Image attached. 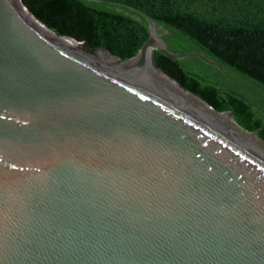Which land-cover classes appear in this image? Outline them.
Segmentation results:
<instances>
[{
  "label": "water",
  "instance_id": "95a60500",
  "mask_svg": "<svg viewBox=\"0 0 264 264\" xmlns=\"http://www.w3.org/2000/svg\"><path fill=\"white\" fill-rule=\"evenodd\" d=\"M77 1L149 38L124 61L98 49L110 63L0 0V264H264V152L244 135L264 142L155 80L152 58L263 117L264 89L170 24Z\"/></svg>",
  "mask_w": 264,
  "mask_h": 264
},
{
  "label": "trees",
  "instance_id": "16d2710c",
  "mask_svg": "<svg viewBox=\"0 0 264 264\" xmlns=\"http://www.w3.org/2000/svg\"><path fill=\"white\" fill-rule=\"evenodd\" d=\"M92 1L124 7L170 24L229 70L264 89V0ZM21 3L53 33L75 39L90 53L108 50L119 61L134 57L149 38V31L138 19L94 12L77 0H21ZM106 54L101 57L114 59ZM152 59L155 68L183 89L200 97L215 112H231L240 128L257 132L264 142V117L249 105L188 73L174 59L161 53H155ZM163 76L159 78L175 84ZM167 86L175 90L173 85Z\"/></svg>",
  "mask_w": 264,
  "mask_h": 264
},
{
  "label": "bare ground",
  "instance_id": "6f19581e",
  "mask_svg": "<svg viewBox=\"0 0 264 264\" xmlns=\"http://www.w3.org/2000/svg\"><path fill=\"white\" fill-rule=\"evenodd\" d=\"M14 2H15L18 6H20V4H19V0H14ZM146 51H147V50H146ZM102 54H106V53H104V52H100V53L98 54V56L100 57V59H102V60H106V61H108V62H110V63H114V62H115V59H113V58H110V60H107V59L101 57ZM106 55H107V54H106ZM107 56H108V55H107ZM152 76L155 78V80H157L158 82H160L161 84H163V85L166 86V87H168L167 85H169V84H170V85H173L174 88H175V90L172 89V88H170V87H168V88H169L170 90H172L176 95H178L181 99L190 102V103H191L193 106H195L198 110H200V111L203 110V109H202V103H201L198 99H196L194 96H192L191 94L187 93L185 90L181 89V88L177 85V83H175L174 81H172V80H170L169 78L166 77V78L169 79L170 81L174 82V83L177 85V87H178V89H179L180 91L176 88L175 84H173V83H167V82L164 81L163 79L159 78L160 76H163V75L159 74L156 70H153V71H152ZM163 77H165V76H163ZM205 112L208 113V114H210V115H213V114H214V112L211 111V109H209V110H205ZM216 118H217L218 120L223 121V123H224L225 125L230 126V127H233V124L231 123L230 118H228L226 115H217ZM221 118L227 120L228 123H227L226 121L222 120ZM244 137L246 138V140H247L250 144H252V145L255 146L256 148H258L259 150H261L262 152H264V147H263L262 145H260L259 142L255 140V138L251 137L250 135H244Z\"/></svg>",
  "mask_w": 264,
  "mask_h": 264
},
{
  "label": "rangeland",
  "instance_id": "374dc122",
  "mask_svg": "<svg viewBox=\"0 0 264 264\" xmlns=\"http://www.w3.org/2000/svg\"><path fill=\"white\" fill-rule=\"evenodd\" d=\"M95 52H97V54H98V50H97V51H95Z\"/></svg>",
  "mask_w": 264,
  "mask_h": 264
}]
</instances>
